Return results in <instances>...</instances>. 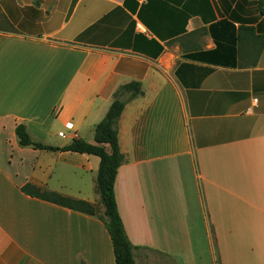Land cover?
Listing matches in <instances>:
<instances>
[{
	"label": "crops",
	"instance_id": "1",
	"mask_svg": "<svg viewBox=\"0 0 264 264\" xmlns=\"http://www.w3.org/2000/svg\"><path fill=\"white\" fill-rule=\"evenodd\" d=\"M132 80L143 93L116 123L114 193L134 264H264L257 0H0V264H115L96 215L22 190L102 211L99 158L20 146L15 127L56 147L93 142Z\"/></svg>",
	"mask_w": 264,
	"mask_h": 264
},
{
	"label": "trees",
	"instance_id": "2",
	"mask_svg": "<svg viewBox=\"0 0 264 264\" xmlns=\"http://www.w3.org/2000/svg\"><path fill=\"white\" fill-rule=\"evenodd\" d=\"M257 3L259 5L264 4V0H257ZM142 93L139 81L132 80L119 85L113 93V98L106 113L94 126L93 142H88L80 137H73L68 144L56 147L34 141L24 124L20 123L15 127V134L20 146H31L49 151H73L92 154L99 158L96 173V191L103 206L102 211L95 203L53 191L41 190L34 185L27 184L22 187V190L29 195L70 209L96 215L103 222L111 238L115 264H134L133 246L125 232L114 193L117 169L125 159L124 154L119 148L116 123L126 102Z\"/></svg>",
	"mask_w": 264,
	"mask_h": 264
},
{
	"label": "rangeland",
	"instance_id": "3",
	"mask_svg": "<svg viewBox=\"0 0 264 264\" xmlns=\"http://www.w3.org/2000/svg\"><path fill=\"white\" fill-rule=\"evenodd\" d=\"M88 182H89V180H88V176H85L83 179H82V181L80 182V183H82L83 184V186H84V190L86 189V192L88 191L89 193H91V194H93V193H95L94 192V190L92 189H88L89 187H87L88 186ZM86 187V188H85ZM97 195V194H96ZM99 207V206H98Z\"/></svg>",
	"mask_w": 264,
	"mask_h": 264
},
{
	"label": "built area",
	"instance_id": "4",
	"mask_svg": "<svg viewBox=\"0 0 264 264\" xmlns=\"http://www.w3.org/2000/svg\"><path fill=\"white\" fill-rule=\"evenodd\" d=\"M65 126H66V128H68V129L72 128V125H71L70 123H66ZM59 134H60V135H63L62 132H60Z\"/></svg>",
	"mask_w": 264,
	"mask_h": 264
}]
</instances>
